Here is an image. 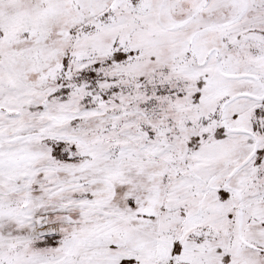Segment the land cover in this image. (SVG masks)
<instances>
[{
  "label": "snow or ice",
  "instance_id": "obj_1",
  "mask_svg": "<svg viewBox=\"0 0 264 264\" xmlns=\"http://www.w3.org/2000/svg\"><path fill=\"white\" fill-rule=\"evenodd\" d=\"M0 264H264V0H0Z\"/></svg>",
  "mask_w": 264,
  "mask_h": 264
}]
</instances>
